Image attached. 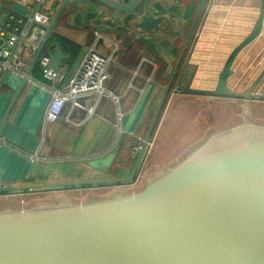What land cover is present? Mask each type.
Returning <instances> with one entry per match:
<instances>
[{"label": "water", "instance_id": "obj_1", "mask_svg": "<svg viewBox=\"0 0 264 264\" xmlns=\"http://www.w3.org/2000/svg\"><path fill=\"white\" fill-rule=\"evenodd\" d=\"M70 0H63L33 61L31 74ZM117 15L137 14L134 27L162 30L163 17L139 11L146 0H94ZM197 9L163 94L128 177L53 185L14 187L0 179V195L81 188L132 182L148 141L157 126L181 62L204 10ZM264 0L251 32L229 53L212 89H181L215 98L264 99L252 91L264 69L244 93L229 88L231 69L239 53L262 29ZM48 52L51 68L67 56L59 44ZM26 79H22L0 126ZM247 102L241 123L211 136L172 167L153 171L143 190L74 203L66 197L22 209L0 207V264H264V126L249 124Z\"/></svg>", "mask_w": 264, "mask_h": 264}, {"label": "crops", "instance_id": "obj_2", "mask_svg": "<svg viewBox=\"0 0 264 264\" xmlns=\"http://www.w3.org/2000/svg\"><path fill=\"white\" fill-rule=\"evenodd\" d=\"M62 1L45 0L42 10L51 22ZM197 6L196 0H146L139 11L165 19L159 25L162 30L147 33L134 27L139 22L137 14L117 15L94 0H70L42 52L47 55L54 50L53 44H59L67 56L59 62L62 78L55 86L67 84L86 51L92 48L100 56L111 57L104 87L119 98V103L99 99L94 114L87 117L85 107L94 100L81 98L78 106L66 104L56 122L44 124L49 93L37 85L43 82L37 61L0 126V179L19 188L128 177L138 155L133 148L141 146L145 139ZM260 6L261 0H211L200 38L195 47V40L190 41L175 78L174 87L182 96L194 93L181 89L214 87L229 53L251 32ZM33 9L34 0H0V26L11 17L30 14ZM250 52H264V15L260 35L239 53L231 67L234 73L228 81L229 88L232 89L231 78L247 70L243 68L244 56ZM34 56L26 61V75ZM261 64L252 76L244 77L247 84L255 82L264 69V61ZM260 81L258 84H264V77ZM21 82L18 76L0 68V119ZM169 97L152 135L153 143L169 112ZM117 111L122 114L120 121L116 119ZM32 153L39 156L34 161L28 158ZM148 160L149 157L146 164ZM137 176L138 172L132 182L111 187L37 190L32 194L60 191L78 193L80 198L84 193L108 190L124 193L137 186ZM30 195H0V207L25 208L22 202Z\"/></svg>", "mask_w": 264, "mask_h": 264}, {"label": "rangeland", "instance_id": "obj_3", "mask_svg": "<svg viewBox=\"0 0 264 264\" xmlns=\"http://www.w3.org/2000/svg\"><path fill=\"white\" fill-rule=\"evenodd\" d=\"M207 14L208 13L206 11L204 15H202V17L199 19V22L195 29L196 33L198 31V28L200 27L197 36H199L201 32L202 26L206 25L205 19L207 17L208 20ZM244 57L245 59L243 68L245 69L247 67V70L241 71L240 76H235L231 78L230 81L232 89L238 93H244L252 86V82L251 84H247L244 77L248 78L252 76L255 72V69L259 68L260 65H262L261 63L264 61V52H250L249 54H245ZM252 93L264 95V84H257ZM180 95L182 96V93L180 94V92H178L176 86L173 87V90L169 97V102L171 103H169L170 105L167 107L169 112L166 115L164 124L161 127L158 137L154 140V143L153 139H150L147 143L149 146H146L143 153V155L146 156V159L147 157H149V163H145L141 169H137V177L140 178L137 182V186L131 190L125 191L124 193H137L143 190L145 186L144 180L147 175L164 166L172 167L174 164L179 163L193 151L198 149L211 136L226 131L240 124V107L245 102H247L248 104L246 110L248 123L257 126H264V100L244 98H241V100H235L232 98H215L213 96L205 97L194 94L184 95L180 97L182 98L180 99L178 98V96ZM176 98L180 100H176ZM226 101L233 102L236 105L226 106L217 104L218 102ZM135 180L137 179L135 178ZM52 192L54 193L43 195L44 191H41L35 193L36 196L34 193L33 195L32 192L19 194H31L30 196H32L26 201L22 202L24 207H30L38 203H47L52 198L57 199L60 197H66L74 203H84L89 201L102 200L110 197L113 194V192L108 190L103 193H84V195L82 194V196L79 198L78 193H61L60 191Z\"/></svg>", "mask_w": 264, "mask_h": 264}, {"label": "built area", "instance_id": "obj_4", "mask_svg": "<svg viewBox=\"0 0 264 264\" xmlns=\"http://www.w3.org/2000/svg\"><path fill=\"white\" fill-rule=\"evenodd\" d=\"M44 4L45 0H34V9L30 14L15 17V19L11 17L0 26L1 70L11 72L20 79H30L25 72L26 61L36 54L51 24L49 16L42 10ZM210 10L211 0H206L202 15ZM13 20L14 23L11 24L10 21ZM205 20L207 21V17ZM203 28L204 26H202L201 32ZM199 29L200 27L196 33L194 31L191 39V42L195 40L194 47L200 38L201 32L197 36ZM110 62L111 57L100 56L91 48L86 51L76 72L67 84L62 87H56L55 84L61 80L62 75L59 69L51 68L48 55H40L38 64L43 82L37 83V85L49 93V102L43 117L44 124L56 122L66 104L70 103L72 106H78V101L81 98L94 100L93 103L88 102L85 107L87 117L94 114L95 103L99 99L109 98L118 105L119 98L108 92L104 87ZM121 117V112L117 111V121H120ZM146 146L148 147L149 145L147 144ZM140 149V146H136L133 148V152L139 153ZM38 157L37 153H32L28 156L31 161L36 160ZM145 163L146 156L143 155L139 164L140 169Z\"/></svg>", "mask_w": 264, "mask_h": 264}, {"label": "flooded vegetation", "instance_id": "obj_5", "mask_svg": "<svg viewBox=\"0 0 264 264\" xmlns=\"http://www.w3.org/2000/svg\"><path fill=\"white\" fill-rule=\"evenodd\" d=\"M230 99H231V98H230ZM232 99H235V100H241V98H232ZM256 100H260V99H256ZM216 103H217V102H216ZM217 104H218V105H219V104H221V105H226V106H228V105H229V106H230V105L235 106V105H236V104L233 103V102H227V101H226V102H218Z\"/></svg>", "mask_w": 264, "mask_h": 264}, {"label": "trees", "instance_id": "obj_6", "mask_svg": "<svg viewBox=\"0 0 264 264\" xmlns=\"http://www.w3.org/2000/svg\"><path fill=\"white\" fill-rule=\"evenodd\" d=\"M189 28V27H188ZM188 30V29H187ZM56 38V37H55ZM67 45L69 46V48H72L73 46H72V44H69V43H67ZM73 49V48H72ZM174 83H175V80H174V82H173V85H172V87H171V91L173 90V87H174ZM170 91V92H171ZM168 100V99H167ZM260 100H264V99H260ZM164 109V108H163ZM162 112H163V110H162ZM162 112H161V114H162ZM160 117H161V115H160ZM154 132H155V130H154ZM153 132V133H154ZM153 135V134H152Z\"/></svg>", "mask_w": 264, "mask_h": 264}]
</instances>
